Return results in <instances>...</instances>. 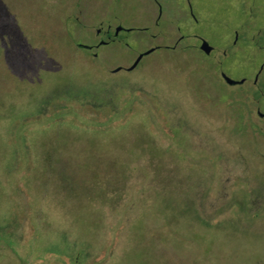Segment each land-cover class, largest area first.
I'll return each mask as SVG.
<instances>
[{"label": "rangeland", "instance_id": "1", "mask_svg": "<svg viewBox=\"0 0 264 264\" xmlns=\"http://www.w3.org/2000/svg\"><path fill=\"white\" fill-rule=\"evenodd\" d=\"M263 29L264 0H0V264H264Z\"/></svg>", "mask_w": 264, "mask_h": 264}, {"label": "flooded vegetation", "instance_id": "2", "mask_svg": "<svg viewBox=\"0 0 264 264\" xmlns=\"http://www.w3.org/2000/svg\"><path fill=\"white\" fill-rule=\"evenodd\" d=\"M116 29V28H115ZM123 30H125V29H121L120 31H123ZM119 31V32H120ZM101 32H102V30H98V34H101ZM105 35H106V38H108V40H101L100 42H99V44H97V45H95V47H98L99 45H104V44H109V43H111V41H113L119 34H116V30H114V32H111V30L110 29H108V30H106L105 31ZM198 37V39L196 40V44H195V47L196 48H198L199 47V49H201V45H202V41L204 40L202 37H200V36H197ZM177 43H179V42H177ZM87 46H89V47H85V48H87V49H92L94 46L93 45H87ZM165 47V49H175L176 48V45H173V46H164ZM162 47L161 46H155V47H151V48H149V49H153V51H155V50H158V49H161ZM202 50V49H201ZM153 51H151V52H153ZM146 52V51H145ZM145 52H142V54L143 55H145L146 53ZM202 52L203 53H205L206 55H208L209 53H206L204 50H202ZM148 54V53H147ZM96 55V54H95ZM118 68H120L119 70H121V67H118ZM130 67H128L127 68V70H132V69H129ZM118 70V71H119ZM115 71V70H114ZM256 77V76H255ZM254 83H255V85H258V83L256 82V81H254ZM240 85V84H239ZM257 89L258 90H260V92H261V94H263V91H262V89L261 88H258L257 87ZM260 115L261 114H264V113H259Z\"/></svg>", "mask_w": 264, "mask_h": 264}, {"label": "water", "instance_id": "3", "mask_svg": "<svg viewBox=\"0 0 264 264\" xmlns=\"http://www.w3.org/2000/svg\"><path fill=\"white\" fill-rule=\"evenodd\" d=\"M122 28L121 27H118L116 29V34L121 30ZM80 46L82 47H89L87 45H83L81 44ZM201 49L204 50L206 53H210L211 50L213 49L212 45H210L206 40H203L202 41V45H201ZM151 51H153V49H149L148 51H146L145 53H150ZM143 56V54H140L138 56V58L134 61V63L130 66L129 69H133L139 62L140 58ZM120 68H117L115 71H118ZM222 76L223 78L225 79V81L229 84V85H235V84H242L244 83L245 81V78H242L241 80H235L233 78H231L230 76H228L226 73H223L222 72ZM257 78V76H256ZM261 115H264V114H261Z\"/></svg>", "mask_w": 264, "mask_h": 264}, {"label": "trees", "instance_id": "4", "mask_svg": "<svg viewBox=\"0 0 264 264\" xmlns=\"http://www.w3.org/2000/svg\"><path fill=\"white\" fill-rule=\"evenodd\" d=\"M260 42H261L262 45H264V29L262 30V33L260 34ZM256 44H257V43H256ZM255 97H256L257 99H261V98L263 97V95L261 94L260 90H257V91L255 92ZM79 260H80V258L76 256V258H75L74 261H75V262H78Z\"/></svg>", "mask_w": 264, "mask_h": 264}]
</instances>
